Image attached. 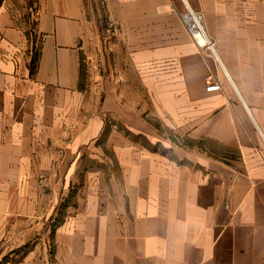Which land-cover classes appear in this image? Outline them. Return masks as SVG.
<instances>
[{"label":"crops","instance_id":"obj_1","mask_svg":"<svg viewBox=\"0 0 264 264\" xmlns=\"http://www.w3.org/2000/svg\"><path fill=\"white\" fill-rule=\"evenodd\" d=\"M31 1L0 0V264H264V0Z\"/></svg>","mask_w":264,"mask_h":264},{"label":"built area","instance_id":"obj_2","mask_svg":"<svg viewBox=\"0 0 264 264\" xmlns=\"http://www.w3.org/2000/svg\"><path fill=\"white\" fill-rule=\"evenodd\" d=\"M127 2H135L141 0H124ZM182 24L192 42L195 44L201 54L213 56L217 58L216 40L209 33L204 16L201 12L188 7L186 12L180 15ZM208 91H221L222 86L219 79L214 73L208 77Z\"/></svg>","mask_w":264,"mask_h":264},{"label":"trees","instance_id":"obj_3","mask_svg":"<svg viewBox=\"0 0 264 264\" xmlns=\"http://www.w3.org/2000/svg\"><path fill=\"white\" fill-rule=\"evenodd\" d=\"M34 3H37V0L31 1V3L29 4V5H30V7H33V6H34ZM34 9H36V10H37V7H36V8H34ZM36 61H37V56L34 58L33 64H35V63H36Z\"/></svg>","mask_w":264,"mask_h":264},{"label":"rangeland","instance_id":"obj_4","mask_svg":"<svg viewBox=\"0 0 264 264\" xmlns=\"http://www.w3.org/2000/svg\"><path fill=\"white\" fill-rule=\"evenodd\" d=\"M98 1V3H104L105 1L104 0H97ZM102 13V12H101ZM103 15V14H102ZM103 17L105 18V12H104V15H103Z\"/></svg>","mask_w":264,"mask_h":264}]
</instances>
